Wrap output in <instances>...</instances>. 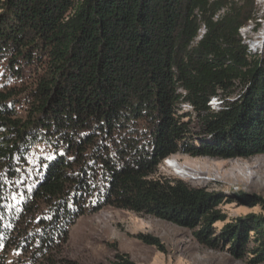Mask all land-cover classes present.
I'll return each mask as SVG.
<instances>
[{"label": "trees", "instance_id": "trees-1", "mask_svg": "<svg viewBox=\"0 0 264 264\" xmlns=\"http://www.w3.org/2000/svg\"><path fill=\"white\" fill-rule=\"evenodd\" d=\"M258 11L257 0H0L5 248L41 264L81 215L113 207L263 263L264 198L155 176L174 154H264V56L241 34ZM234 201L263 210L227 221Z\"/></svg>", "mask_w": 264, "mask_h": 264}, {"label": "rangeland", "instance_id": "rangeland-1", "mask_svg": "<svg viewBox=\"0 0 264 264\" xmlns=\"http://www.w3.org/2000/svg\"><path fill=\"white\" fill-rule=\"evenodd\" d=\"M257 3V20L242 28L241 34L249 49L257 48V53L264 56V0ZM2 68L0 63V88H5ZM211 103L216 109L220 106L218 99ZM184 109L192 110L188 105ZM168 159L176 161L183 171L169 166ZM155 176L180 178L193 186L223 193L243 191L264 198V154L230 159L174 154L159 165ZM221 208L228 215L227 221L263 210L260 205L248 206L237 201L225 203ZM224 223L218 222L217 229ZM146 236L158 238L161 247L146 243L142 239ZM118 254H126L136 264H254L252 254L237 259L226 250L201 245L190 229L113 207L81 215L70 227L67 243L41 264H113ZM21 260L17 252L5 248L4 236L0 234V264H22Z\"/></svg>", "mask_w": 264, "mask_h": 264}, {"label": "bare ground", "instance_id": "bare-ground-1", "mask_svg": "<svg viewBox=\"0 0 264 264\" xmlns=\"http://www.w3.org/2000/svg\"><path fill=\"white\" fill-rule=\"evenodd\" d=\"M249 46H250V45H249ZM249 50H250V51H257L258 49H257V48H252V47H251ZM169 162H171V163H169ZM166 163H167L169 166L175 168L177 172H180V173H181V171H183V170H182V167H180V165H178V163H177L176 161L172 160V159H168V161H166ZM183 174H184V173H183ZM191 179H192V178H191ZM193 179H194V178H193ZM199 179H200V178H199Z\"/></svg>", "mask_w": 264, "mask_h": 264}, {"label": "snow or ice", "instance_id": "snow-or-ice-1", "mask_svg": "<svg viewBox=\"0 0 264 264\" xmlns=\"http://www.w3.org/2000/svg\"><path fill=\"white\" fill-rule=\"evenodd\" d=\"M49 159H52V157H49ZM169 163H171V162H169Z\"/></svg>", "mask_w": 264, "mask_h": 264}]
</instances>
